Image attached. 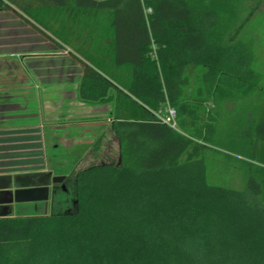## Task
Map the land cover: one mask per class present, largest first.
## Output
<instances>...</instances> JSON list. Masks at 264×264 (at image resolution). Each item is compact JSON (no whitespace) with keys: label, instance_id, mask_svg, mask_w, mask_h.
Listing matches in <instances>:
<instances>
[{"label":"trees","instance_id":"16d2710c","mask_svg":"<svg viewBox=\"0 0 264 264\" xmlns=\"http://www.w3.org/2000/svg\"><path fill=\"white\" fill-rule=\"evenodd\" d=\"M263 1L0 0V13L60 46L83 34L58 31L46 13L107 12L85 34L89 47L69 54L82 66L78 98L111 105L120 157L79 174L75 212L0 217V264H264V107L236 133L219 131L224 102L264 93L253 32ZM166 104L177 110L176 127L157 115ZM210 146L240 156L242 186L209 172ZM93 172L105 173L94 196V254L15 257L14 245L35 236L55 244L62 221L82 215Z\"/></svg>","mask_w":264,"mask_h":264},{"label":"rangeland","instance_id":"374dc122","mask_svg":"<svg viewBox=\"0 0 264 264\" xmlns=\"http://www.w3.org/2000/svg\"><path fill=\"white\" fill-rule=\"evenodd\" d=\"M46 15L47 20L50 21L53 27L58 29V31H66L67 33L73 32L76 35L80 33V35L82 36L83 34V36L77 39L76 36L72 38L71 35L73 46L65 44L55 37L57 41L62 43V46H60L53 40H48L47 37L43 36L44 38H41L29 27L30 24H25L24 21L18 18L14 13H0V80L10 83H16L14 81L17 80L19 82L23 79H32L35 81L45 79L50 81L51 85L45 86L44 88L49 90L45 93V99L51 102L48 111H50L53 118L56 117V113L59 111L60 107L62 109L61 105H63L64 99H70L66 100V105H68L66 111L68 122L64 128L66 129V140H62L60 147L52 150L57 156H60L63 162L69 163L72 158L76 160L81 157L82 154H84L83 159L87 157V145L84 143L75 144L74 141L76 140L73 141V135L76 131L73 129L84 125L85 127L88 126L86 127L87 129H91V134H94V137L100 136L106 131L105 137L108 138V140L112 142L111 145H113L111 149L112 153H114L112 159L116 161L119 159L118 142L110 130L106 129L109 125V121L107 120V110L109 108H107V105H103L97 106L95 110H93L94 108L86 107L85 104L87 103L84 104L77 99L75 93L77 85L72 82L77 81V79L81 77L82 66L69 54L71 52L77 53L75 49L78 46L85 48L89 47V44L85 40V34L88 30H94V28L96 30V27L100 25V23L104 24L105 18H107V12L81 10L73 13L65 9L59 15L49 12L46 13ZM253 20V32L256 37L255 51L257 68L262 75L261 84L264 88V1L259 6ZM28 35L31 37H27ZM27 39L30 40V44L22 45L26 43ZM16 44L20 46H16ZM28 47H31V50H28ZM48 48L51 49L50 52ZM77 55L79 54L77 53ZM54 83L66 84V89L62 90L63 86L59 87L54 85ZM39 88L41 89L42 87L39 85L36 86V89ZM169 106L170 105L166 104L163 109L165 110ZM259 107H264V93H255L239 101L224 102L219 108L221 118L220 133L223 136H227L229 133H236L235 131L238 130V128L240 129L243 124L246 126L248 124L251 125L255 118L256 110ZM11 135L12 134L9 133H0V140H2V142L5 140L6 142V144H0V171L13 168L14 170L31 169L34 163L19 164L18 166L16 164H11L14 163L18 155L23 154L21 150L19 151V149L13 145L14 141L10 139ZM24 135L26 137L34 136L30 132ZM43 135L45 139L46 133ZM2 137H4V139ZM34 137H37V135ZM92 138L91 136L90 141ZM24 141V145H26V143L28 144L26 138ZM46 148L47 147L43 149L44 155L41 154V157L45 156V160L48 163L51 156L47 155L50 151H47ZM206 157L209 172L215 176L221 175L223 179L227 178L231 184L237 187L242 186L244 174L241 169V164L238 162L240 157L238 154H230V152L223 148L210 146L206 151ZM110 158L111 157L108 158L105 156L102 157V160L109 162L111 160ZM26 159L20 162H24ZM40 160L41 159L37 160V162ZM104 175L105 173L94 172L89 175L86 182V191L84 192L85 205L82 215L77 220L70 221L71 225L69 226H67L65 221H62L60 227L56 229L58 231L54 238V240H56L55 244L45 243L41 236H35V239L30 241L25 239L17 245H14L17 246L15 249H21L22 251L21 254L15 257H26V259H33L34 257H84L87 255L84 251L88 247H91V253L94 254V230L100 225L95 223L97 217L96 214H94V204L97 206V203H95L96 200H94V196L99 193L101 194L102 180L105 179L103 178ZM128 181H130V179ZM107 190L109 191L110 189L107 188ZM106 201L107 203L110 202V196L106 198ZM38 212V210L29 206L21 211H17L16 215L30 216L37 215ZM45 228L47 230L46 224ZM75 229H78V231L69 233L70 230ZM72 243H77V246L80 245L81 249L78 251L71 249L73 246ZM70 261L71 260L64 258L63 262L59 264H70ZM80 263L85 264V261L80 259ZM71 264H74V262L72 261Z\"/></svg>","mask_w":264,"mask_h":264},{"label":"crops","instance_id":"0c3cea01","mask_svg":"<svg viewBox=\"0 0 264 264\" xmlns=\"http://www.w3.org/2000/svg\"><path fill=\"white\" fill-rule=\"evenodd\" d=\"M24 23L28 24L25 21ZM29 27L41 38L46 37L31 25ZM27 37L30 38L31 36L28 35ZM48 40L51 39L48 38ZM24 44H30V40L27 39L26 43H23L22 45ZM16 46L20 45L16 44ZM28 50H31V47H28ZM48 50L49 52L51 51L50 48H48ZM80 80L81 77L72 83L76 84L78 87ZM34 81L35 80L32 79H23L19 82L17 80L14 81L16 83H10L0 80V133L12 134L10 139L14 141L13 145L19 149V151L21 150L23 152V154L16 157L17 159L14 163H11L13 165L16 164L17 166L19 164L35 163V160L41 159V154L44 155L43 149L45 147H47L46 150L51 153V146H54V149L60 147L62 140H66L67 137L65 136L66 129H64L68 122L66 114L68 105H66V100L70 99H64L62 103L63 105H61L63 110L60 107L59 111L56 113V117L53 118L50 111H48L51 102L45 99V93L49 90L44 88L45 86L51 85V82L45 79ZM38 85L42 88L36 89V86ZM54 85L59 87L63 86L62 90L66 89V84L54 83ZM77 87L75 88L76 97L80 102H83L77 96ZM83 103L85 104L86 102ZM85 105L87 108H94L93 110L97 107L94 106V104L87 103ZM107 108H109L107 110L108 116L111 110V105L108 104ZM86 127L84 125L73 129L76 130L73 135V141L76 140L74 141L75 144L90 141L91 136L93 137V134H91L92 132L90 131L91 129H87ZM27 132H30L34 136L37 135V137H26L24 134ZM45 133L46 135L44 139L43 134ZM2 138L4 139V137ZM25 138L27 139L26 142H28L26 145L23 144ZM0 144H6L5 140H3V142L0 140ZM23 159H26V161L20 162ZM20 171L23 170H14L13 168L0 171V173H19Z\"/></svg>","mask_w":264,"mask_h":264},{"label":"flooded vegetation","instance_id":"af4514ba","mask_svg":"<svg viewBox=\"0 0 264 264\" xmlns=\"http://www.w3.org/2000/svg\"><path fill=\"white\" fill-rule=\"evenodd\" d=\"M106 129L110 130V132L113 134L114 138L118 142V139L114 132L111 129L110 124L106 127ZM94 135V134H93ZM106 136V131L103 132V135L101 136V139H99V136H93L91 141L89 142H83L87 145V157L83 159L84 154L81 155V157L72 158L71 161L63 162V160L60 158V156H57L56 153H54L52 150L54 149V146H51V153H48L49 156V162L47 163L45 160V156L41 157V162L35 160L36 163H34L33 167L28 170L20 171L19 173L22 174H32L37 173L36 181H38V177L42 176V172H52V176L50 177H43V182H49V197L47 200V203L45 202H25L22 204L13 202L7 206H2L0 208V212L3 214L0 217H15L19 216L16 215L17 211H21L25 208H28L31 206L35 210H45L47 209L46 214H37V215H30V216H42L51 214L53 212H64V213H73L78 209V191H77V178L79 174L90 168L97 165L102 164H118L120 157L118 160L115 161V159H112V156L114 153H112L111 149L113 147L112 142L108 140ZM80 143V144H83ZM54 145V144H53ZM119 146V144H118ZM111 157L109 162L103 161L102 157ZM56 157V158H55ZM69 165V166H68ZM71 165V166H70ZM0 174H6V173H0ZM15 175L16 173H11ZM65 176L62 181H54L55 176ZM32 180V179H31ZM2 184H6V182H3ZM13 188L18 187L13 182ZM10 198V197H8Z\"/></svg>","mask_w":264,"mask_h":264},{"label":"water","instance_id":"95a60500","mask_svg":"<svg viewBox=\"0 0 264 264\" xmlns=\"http://www.w3.org/2000/svg\"><path fill=\"white\" fill-rule=\"evenodd\" d=\"M37 175V173H32L31 175L22 173H16L15 175L11 173L0 174V208L13 202L19 204L40 201L47 203L49 197V182H43L42 178L52 176V172H42V176H39L38 181L35 182ZM64 177V175L55 176L53 179L54 181H62ZM3 182H6V184H2ZM13 182L18 187L13 188ZM38 211V214L47 213V209ZM1 215L3 214L0 212Z\"/></svg>","mask_w":264,"mask_h":264},{"label":"built area","instance_id":"2783aa9c","mask_svg":"<svg viewBox=\"0 0 264 264\" xmlns=\"http://www.w3.org/2000/svg\"><path fill=\"white\" fill-rule=\"evenodd\" d=\"M158 117L165 123L171 125L172 127L177 126V110L176 108L169 106L167 109H163L158 112Z\"/></svg>","mask_w":264,"mask_h":264}]
</instances>
